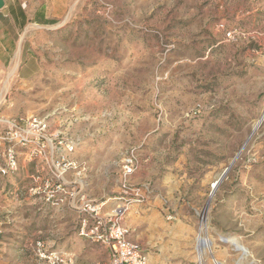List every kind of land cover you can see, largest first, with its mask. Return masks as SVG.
Here are the masks:
<instances>
[{
  "label": "rangeland",
  "instance_id": "rangeland-1",
  "mask_svg": "<svg viewBox=\"0 0 264 264\" xmlns=\"http://www.w3.org/2000/svg\"><path fill=\"white\" fill-rule=\"evenodd\" d=\"M30 1L24 31L2 20L11 36L0 119L47 120L73 142L76 167L66 168L65 192L46 188L54 175L40 160L21 156L18 172L0 175V264H40L39 241L78 264L108 263L78 236L67 201L115 206L132 149L141 163L132 183L148 192L125 225L148 263L169 247L181 253L175 264H264V0ZM201 234L213 247L199 261Z\"/></svg>",
  "mask_w": 264,
  "mask_h": 264
},
{
  "label": "built area",
  "instance_id": "built-area-1",
  "mask_svg": "<svg viewBox=\"0 0 264 264\" xmlns=\"http://www.w3.org/2000/svg\"><path fill=\"white\" fill-rule=\"evenodd\" d=\"M221 28H224V25H221ZM225 32L228 39L233 38V31L226 30ZM0 123L7 125L0 133V175L7 176L18 172L21 156L29 162L40 160L48 165L55 178L52 177L46 181V188H57L65 192L69 185L65 176L68 171L66 168L76 167L73 162L68 161L69 155L74 152L73 142L66 138L59 139L60 133L58 131L51 132V125L47 120L31 118L26 121L23 119L5 121L0 119ZM54 141H56L55 145ZM59 145L64 148L62 150L64 154L58 157L59 162L56 165L52 160L55 153L53 148L61 149ZM62 164H66L64 168H62ZM140 166L137 150L132 149L121 164L120 195L115 198L117 203L112 208L106 207L108 201L98 204L85 198L79 201L74 194L67 201V205L77 210L79 215L78 236L100 245L109 253L108 263L95 264H149L147 251L131 239L132 229L125 225V220L132 208L146 201L148 188L132 183V177ZM40 179L41 177L37 179L34 176L35 181ZM53 183L57 185L55 186ZM215 184L213 188H215ZM40 189L42 188L36 186L31 187L30 191L35 195L39 193ZM58 201L59 199L55 202ZM36 249L40 264H76L73 255L50 250L42 241L37 242Z\"/></svg>",
  "mask_w": 264,
  "mask_h": 264
},
{
  "label": "crops",
  "instance_id": "crops-1",
  "mask_svg": "<svg viewBox=\"0 0 264 264\" xmlns=\"http://www.w3.org/2000/svg\"><path fill=\"white\" fill-rule=\"evenodd\" d=\"M4 1H5V6H4V8L2 10H0V19H1L0 20V53L7 52L10 49V45L6 44L5 41H4L5 43H3L2 40L5 39L6 36H8V35L11 36V33L6 34V30H8V28H6V27L3 28V26H5V24L2 23V20L7 21V22H5V23H7L6 26H9V30H11L16 35V34L19 33V31H24V29L28 25L27 24L24 28H22V26H21L22 13H24L27 16L28 23L30 21V17L28 15V11L25 9V6L29 7L30 10L32 8L31 1H30V4H29L28 0H18L19 3H16L14 0H4ZM35 12H39V10H37ZM40 12H42V11L40 10ZM20 54H21V49H20V44H19V49H18V52H17L16 61L14 63V65H15L16 62L18 61V67H19ZM5 63H6L5 60L1 57L0 58V64L5 65ZM12 68H11V70H12ZM21 69H23V67ZM11 70L9 72V76H10ZM17 70H18V68H17ZM17 70L14 73V75L12 76V78L15 75H17ZM5 90H6V86L3 88L2 91L5 92ZM4 128L3 127L0 128V133L3 131ZM137 243H138V241H137ZM101 248H102L101 250L103 252H107L108 253V251L105 248H103V247H101ZM166 254L167 255L165 256V258L163 259L161 264H175V263H173V261L175 260L176 257H179L181 255L180 251H176V249L170 251L169 247H168V250H167ZM75 260H76V264H78L76 258H75ZM152 262H153V258L150 256L149 263L151 264Z\"/></svg>",
  "mask_w": 264,
  "mask_h": 264
},
{
  "label": "bare ground",
  "instance_id": "bare-ground-1",
  "mask_svg": "<svg viewBox=\"0 0 264 264\" xmlns=\"http://www.w3.org/2000/svg\"><path fill=\"white\" fill-rule=\"evenodd\" d=\"M17 68H18V61L16 62V64L12 68L9 78H12V76L16 72ZM8 84L6 85L5 92L9 89ZM2 95L0 96V105L4 103V97ZM260 124H261V122H256L254 127H253L254 130H257L258 127L260 126ZM196 242H197L196 243V249L198 251V259L200 261L201 259H203V256H205L206 250L212 249L213 242L209 238L202 236V234L198 235L196 237ZM227 242H230L232 245H234L237 248V250L243 251L245 257L251 256L250 251L248 249H246L245 247H243L242 244L238 240H236V239L228 240L227 239ZM217 264H223V263H217Z\"/></svg>",
  "mask_w": 264,
  "mask_h": 264
},
{
  "label": "trees",
  "instance_id": "trees-1",
  "mask_svg": "<svg viewBox=\"0 0 264 264\" xmlns=\"http://www.w3.org/2000/svg\"><path fill=\"white\" fill-rule=\"evenodd\" d=\"M27 24H28L27 16L24 13H22V20H21L22 28H24Z\"/></svg>",
  "mask_w": 264,
  "mask_h": 264
},
{
  "label": "water",
  "instance_id": "water-1",
  "mask_svg": "<svg viewBox=\"0 0 264 264\" xmlns=\"http://www.w3.org/2000/svg\"><path fill=\"white\" fill-rule=\"evenodd\" d=\"M5 6V1L4 0H0V10H2Z\"/></svg>",
  "mask_w": 264,
  "mask_h": 264
}]
</instances>
